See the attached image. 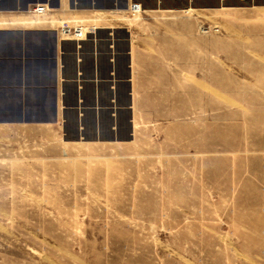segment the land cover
<instances>
[{
    "label": "rangeland",
    "instance_id": "obj_1",
    "mask_svg": "<svg viewBox=\"0 0 264 264\" xmlns=\"http://www.w3.org/2000/svg\"><path fill=\"white\" fill-rule=\"evenodd\" d=\"M12 1L0 27L125 17L148 86L127 144L0 125V264H264V8Z\"/></svg>",
    "mask_w": 264,
    "mask_h": 264
},
{
    "label": "crops",
    "instance_id": "obj_2",
    "mask_svg": "<svg viewBox=\"0 0 264 264\" xmlns=\"http://www.w3.org/2000/svg\"><path fill=\"white\" fill-rule=\"evenodd\" d=\"M133 1L151 14L264 8V0ZM76 12L88 19L78 40L62 37L49 21L0 27V125L51 128L67 145L127 144L148 86L139 68L142 37L112 11L101 13L103 20L95 8Z\"/></svg>",
    "mask_w": 264,
    "mask_h": 264
},
{
    "label": "built area",
    "instance_id": "obj_3",
    "mask_svg": "<svg viewBox=\"0 0 264 264\" xmlns=\"http://www.w3.org/2000/svg\"><path fill=\"white\" fill-rule=\"evenodd\" d=\"M47 6L45 5H36L35 7H33L32 9L29 10V13L32 16H41L42 14L46 13L48 8H46ZM137 6L136 4H133V9H135ZM82 28H84V26L81 25H69L68 23H62V25L60 26V29L58 30V33L62 36V37H68L71 39H82L83 38V33H82Z\"/></svg>",
    "mask_w": 264,
    "mask_h": 264
},
{
    "label": "flooded vegetation",
    "instance_id": "obj_4",
    "mask_svg": "<svg viewBox=\"0 0 264 264\" xmlns=\"http://www.w3.org/2000/svg\"><path fill=\"white\" fill-rule=\"evenodd\" d=\"M13 3L14 2L12 0H4V1H1V3H0V5L1 4L3 5V7H1V6L0 7L3 8V9H6V8H8V6H10L9 8H12Z\"/></svg>",
    "mask_w": 264,
    "mask_h": 264
},
{
    "label": "water",
    "instance_id": "obj_5",
    "mask_svg": "<svg viewBox=\"0 0 264 264\" xmlns=\"http://www.w3.org/2000/svg\"><path fill=\"white\" fill-rule=\"evenodd\" d=\"M156 5L158 4V6L165 4L163 1H160L158 3H155ZM167 4V3H166ZM148 6H151L152 4L150 2L147 3ZM5 11V10H4ZM7 11H14L13 9L7 10Z\"/></svg>",
    "mask_w": 264,
    "mask_h": 264
},
{
    "label": "bare ground",
    "instance_id": "obj_6",
    "mask_svg": "<svg viewBox=\"0 0 264 264\" xmlns=\"http://www.w3.org/2000/svg\"><path fill=\"white\" fill-rule=\"evenodd\" d=\"M44 14H45V13H44ZM81 31H82V33H83V28H82V30H81ZM83 35H84V33H83Z\"/></svg>",
    "mask_w": 264,
    "mask_h": 264
}]
</instances>
